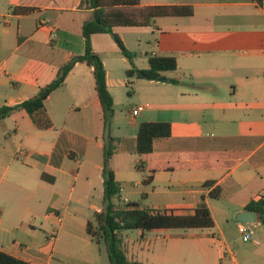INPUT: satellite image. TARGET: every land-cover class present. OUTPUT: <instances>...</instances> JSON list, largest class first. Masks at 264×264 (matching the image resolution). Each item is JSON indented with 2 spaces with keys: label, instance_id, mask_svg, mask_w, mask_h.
Returning <instances> with one entry per match:
<instances>
[{
  "label": "crops",
  "instance_id": "crops-1",
  "mask_svg": "<svg viewBox=\"0 0 264 264\" xmlns=\"http://www.w3.org/2000/svg\"><path fill=\"white\" fill-rule=\"evenodd\" d=\"M139 2L191 6L193 13L114 28L123 43L121 31H127L135 34L137 46L145 44L134 56L145 60V68L149 55H173L177 61L176 69L163 72L174 82L130 78L148 82L141 88L150 101L139 103L140 120L131 115L135 107L129 110L135 128L131 143L123 146L115 138L109 166L120 184L117 201L136 203L129 189L140 181L148 188L138 191L142 199L149 191L160 198L161 206L152 210L191 214L203 199L215 225L209 231L167 232L154 240L140 230L146 249L135 243L125 247L122 232L126 256L142 264H194L195 258L196 264H264V224L257 217L248 222L261 236L238 254L224 230H213L212 210L225 200L228 214L237 219L250 201H259L256 195H264V0ZM18 6L34 10L14 13ZM90 14L83 0H0V107L35 96L63 64L83 53L81 26ZM106 37L112 39L95 33L90 41L115 102L107 59L94 44ZM44 106L52 123L48 129H38L23 109L0 121V250L32 264H71L67 250L56 246L59 234L75 227L87 233L91 216L67 215L70 202H86L93 213L102 209L105 129L92 67L75 63ZM144 121L169 122L171 131L154 139L152 152L139 155L136 130ZM125 151L135 155L136 173L112 165ZM207 180L213 185L203 186ZM216 186L220 195L211 198Z\"/></svg>",
  "mask_w": 264,
  "mask_h": 264
},
{
  "label": "trees",
  "instance_id": "trees-1",
  "mask_svg": "<svg viewBox=\"0 0 264 264\" xmlns=\"http://www.w3.org/2000/svg\"><path fill=\"white\" fill-rule=\"evenodd\" d=\"M260 3L261 0H256ZM91 9V14L81 26L84 38V51L75 55L63 64L57 71L55 78L48 84L39 88L37 94L14 106L0 107V121L16 110L23 109L38 129H48L52 126L48 117L44 101L49 94L59 88L77 62H85L92 67L95 90L98 94L103 110L104 137H103V197L102 209L94 213L97 220V231L91 228V220L87 221L86 231L96 243L102 240L107 250L109 264H142L137 260L129 259L123 247L121 231L128 229H212L214 219L203 199L191 214H177L171 209L152 210L141 208L137 203H126L122 208L117 204L120 184L115 179L114 172L109 166L111 156L116 150V139L107 132L109 120L113 115V97L107 89L106 73L100 56L91 46L90 36L95 33H108L116 42L121 54L128 60L130 67L126 70L127 78L154 80L157 82H174L167 78L163 72L174 70L177 67L173 55H149L148 67L139 68L133 62V53L130 52L119 35L114 31L118 26H149L155 17L169 15L188 16L193 13L191 6L185 5H145L141 6L139 0H83ZM34 10L31 7H14L13 12L26 14ZM170 123L166 121H144L139 123L136 130L135 151L137 154H147L153 150V141L156 138L170 135ZM46 179V175H42ZM214 181L207 180L203 186L209 187ZM220 187H213L209 193L211 198H218ZM246 210L253 211L262 224H264V197L259 201H250ZM0 264H32L28 261L14 257L0 250Z\"/></svg>",
  "mask_w": 264,
  "mask_h": 264
},
{
  "label": "rangeland",
  "instance_id": "rangeland-1",
  "mask_svg": "<svg viewBox=\"0 0 264 264\" xmlns=\"http://www.w3.org/2000/svg\"><path fill=\"white\" fill-rule=\"evenodd\" d=\"M123 35V38L125 40L124 45L126 48L133 53V62L134 64L139 68H145V60L139 59L138 57H135V54H137L138 51L144 49L145 44L142 43L140 46H137V42L134 39L135 34L132 32L127 31H121ZM113 39V38H112ZM109 37H106V39H99L95 40V47L96 50L101 54H105V58L107 59V66L109 70V79L111 82V91L114 95L115 102L113 106V115L109 120L108 124V130L107 132L110 134L111 137L121 139L125 146H128L129 143L132 141V133L134 132V126H132L130 122V114L129 110H131L132 107H138L139 103H142L144 101H150L147 98L148 91L141 88V85H146L148 82H144L143 80H137V79H131L126 77V70L129 66L128 62H124L122 60V54L120 52V49L118 48L116 42L112 40ZM104 52H109L106 53ZM133 80V83L131 84V81ZM140 90V91H139ZM146 91V92H145ZM142 115H144V111H141L137 116H135L138 120L142 118ZM117 142H115L116 144ZM124 148V147H123ZM129 150V149H128ZM101 153H103V149L100 150ZM100 158H102L101 155H99ZM135 155H131L129 151H125L123 154H120L117 156L114 160L112 165L114 168H122L126 171H130L134 169L136 173V169L134 168V159ZM34 170H30V174H33ZM133 180V179H132ZM133 181H131V184ZM139 186L134 187L132 186L129 191L130 197L132 200H136L134 202L138 203L139 205L144 207H148L150 209L156 208L158 206H161L160 198L157 194H152L150 191L146 192L147 196L142 199L140 194H138L139 190H148V188H145V186L138 181ZM64 202H66L64 200ZM218 207L212 209L214 216L217 220V227H215L213 230L215 232H218L219 230H224L227 240L229 244H232L234 250L238 252V254H243L245 250H248L251 245V240L258 239L261 236V232L258 230H255L254 235L252 236V239L248 242H244L241 240L240 235L237 231V227H235V222L237 223V219L233 217L232 215L228 214V211L226 207L228 204H226L225 200H219ZM119 208H122L124 206L123 203L117 204ZM213 208V207H212ZM79 211V213L76 212V210ZM67 215H78L81 214L82 216H91V228L93 230L97 229V220L94 217L93 211L89 208V204L86 202H83L81 204H75L74 200L70 202L68 206ZM57 219V218H56ZM58 220V219H57ZM262 229V228H261ZM97 231V230H95ZM140 230L139 229H128L125 231H121L120 235L123 236L122 232H124V245L125 247L130 245L131 243H135V245L139 244L140 247L146 249L147 243H144L145 239H141L140 237ZM193 232H197L200 230H192ZM202 231H209L207 229ZM175 233V232H182L181 229H153V230H144V238H147L149 240H154L162 237L165 235V233ZM53 237V236H52ZM153 242V241H152ZM158 244V242H157ZM160 244V242H159ZM56 246L59 249L67 250L68 254L72 256V263L71 264H91L92 262L97 263H106L109 264V258L107 254V250L105 248V245L102 243V240H99L98 243H96L94 240H92L86 232H84V229L80 227L65 229L63 232L59 234V239L57 241ZM152 246V243H151ZM198 262V260H197ZM196 264V258L195 262Z\"/></svg>",
  "mask_w": 264,
  "mask_h": 264
},
{
  "label": "built area",
  "instance_id": "built-area-1",
  "mask_svg": "<svg viewBox=\"0 0 264 264\" xmlns=\"http://www.w3.org/2000/svg\"><path fill=\"white\" fill-rule=\"evenodd\" d=\"M142 108H143L142 105H139L138 107L133 108L131 111V115L133 117H135ZM256 197H257V200H260L264 197V195L258 194V195H256ZM123 202L127 203V199L126 198L123 199ZM126 203H123V204L125 205ZM1 218H2V214L0 211V222H1ZM57 219H58V221L61 219L59 214H57ZM237 231L240 235L241 240L244 242H248L249 240H251L252 236L254 235L253 227L250 224L245 223V222H239L237 224Z\"/></svg>",
  "mask_w": 264,
  "mask_h": 264
},
{
  "label": "water",
  "instance_id": "water-1",
  "mask_svg": "<svg viewBox=\"0 0 264 264\" xmlns=\"http://www.w3.org/2000/svg\"><path fill=\"white\" fill-rule=\"evenodd\" d=\"M237 219L239 222H245V223L254 222L256 219V215L253 211L246 210V211L240 212L237 215Z\"/></svg>",
  "mask_w": 264,
  "mask_h": 264
}]
</instances>
